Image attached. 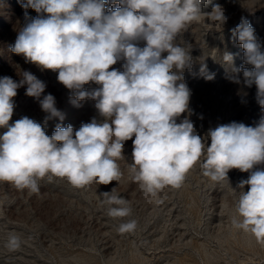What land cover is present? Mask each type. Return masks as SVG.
<instances>
[{"label":"clouds","instance_id":"9594fccd","mask_svg":"<svg viewBox=\"0 0 264 264\" xmlns=\"http://www.w3.org/2000/svg\"><path fill=\"white\" fill-rule=\"evenodd\" d=\"M204 0H26L21 7L28 21L19 31L11 51L41 69L58 72L57 80L71 90L77 101L91 98L105 119L82 123L78 130L71 124L57 125L51 136L35 120L24 116L9 124L13 116L17 89L27 85L25 94L36 98L41 109L52 117L63 115L55 98H41L46 84L29 71L17 82L0 78V181L17 189L40 191L45 177L66 178L76 187L95 182L109 185L119 182L122 172L117 163L123 158L124 142L133 141V179L152 196L165 187L179 188L187 173L201 161L203 175L212 181L228 180L232 169L250 172L239 187L236 211L241 218L235 226L264 243V116L255 126L233 121L210 129V145L196 134L194 123L185 117L189 111L191 89L183 72L191 70L189 49L174 43L177 35L201 17L221 26L228 17L220 4L211 12L201 11ZM115 9L106 4H117ZM37 12L28 16L27 9ZM244 49L243 61L232 77L234 83L256 86V99L264 110V51L254 27L246 18L232 29ZM145 46L139 47L138 41ZM163 53H167L163 56ZM124 61L123 71L109 70ZM232 61L231 53L224 54ZM175 69L176 71H173ZM200 76L212 81L215 73L201 63ZM94 82L99 88L85 90ZM133 136L135 137L133 140ZM113 218L131 215L127 199L113 187L100 194ZM135 220L119 225L120 233L134 232ZM10 251L21 247L18 235L9 236Z\"/></svg>","mask_w":264,"mask_h":264},{"label":"rangeland","instance_id":"374dc122","mask_svg":"<svg viewBox=\"0 0 264 264\" xmlns=\"http://www.w3.org/2000/svg\"><path fill=\"white\" fill-rule=\"evenodd\" d=\"M22 3L26 0H0V78L8 76L19 82L24 71L31 72L46 84L40 99L52 94L63 119L52 117L46 121L49 114L36 98L25 94V84L13 98L9 124L27 116L51 136L57 125L71 124L75 131L93 118L103 122L105 118L96 109L95 100H75L71 90L58 82V72L41 69L11 51L28 22ZM214 4L222 5L228 17L226 23L218 27L201 17L174 41L189 49L192 57L191 70L183 72L184 82L191 89L189 111L181 114L177 123L189 118L206 146L210 145V129L233 121L255 126L264 116L256 99V86L231 80L239 76L242 81L243 73L237 70L251 67L244 64V49L232 32L242 17L254 27L264 51V0H204L201 11L211 12ZM117 7L119 3L106 4V8ZM27 13L31 18L38 15L32 8ZM137 45L144 47L145 42L138 41ZM226 52L233 55L232 61L224 60ZM202 62L216 74L214 80L200 76ZM123 64V60L118 61L109 70L123 71ZM99 87L94 82L84 85L85 90ZM5 131L0 128V135ZM132 152L133 141L124 142L123 158L117 161L122 177L109 185L93 182L76 187L66 178L45 177L39 181L40 191L33 193L0 181V264H264V243L234 223L241 219L236 211L239 194L249 190L248 185L243 189L238 185L249 178L250 172L232 169L228 180L215 182L203 175L202 156L179 188L165 187L152 196L133 179L129 167L134 162ZM257 168H264V164L253 171ZM113 187L128 200L130 216L108 215L100 194ZM128 220L137 222L135 231L120 233L119 225ZM12 234L21 239L16 251L6 246Z\"/></svg>","mask_w":264,"mask_h":264}]
</instances>
